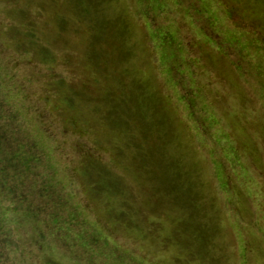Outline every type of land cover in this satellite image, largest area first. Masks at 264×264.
<instances>
[{"label": "rangeland", "instance_id": "obj_1", "mask_svg": "<svg viewBox=\"0 0 264 264\" xmlns=\"http://www.w3.org/2000/svg\"><path fill=\"white\" fill-rule=\"evenodd\" d=\"M0 88L71 224L1 264H264V0H0Z\"/></svg>", "mask_w": 264, "mask_h": 264}, {"label": "trees", "instance_id": "obj_2", "mask_svg": "<svg viewBox=\"0 0 264 264\" xmlns=\"http://www.w3.org/2000/svg\"><path fill=\"white\" fill-rule=\"evenodd\" d=\"M20 116L6 101L0 88V197L10 201L9 212L18 211L19 215L32 222L33 238L39 243L47 238V225L59 227L62 231L70 226L69 219L60 214V202L65 200L51 181L50 176L40 173L39 164L42 156L38 155L32 139L26 132ZM36 151V152H35ZM39 195L43 201L40 209L34 208L33 197ZM66 204V202H65ZM46 216V219L40 215ZM52 212L50 214L49 212ZM18 215V216H19ZM48 222V223H47ZM0 222V264L5 259L3 251L16 250L13 231L4 229ZM67 234L70 235V229ZM38 232V236H37ZM54 233H57L55 231Z\"/></svg>", "mask_w": 264, "mask_h": 264}]
</instances>
